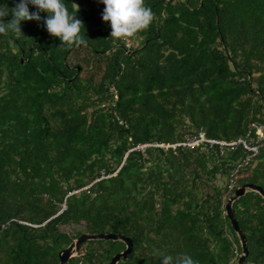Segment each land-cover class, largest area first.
Here are the masks:
<instances>
[{"label":"trees","instance_id":"obj_1","mask_svg":"<svg viewBox=\"0 0 264 264\" xmlns=\"http://www.w3.org/2000/svg\"><path fill=\"white\" fill-rule=\"evenodd\" d=\"M20 2L0 0L5 24ZM63 2L76 4L87 46L61 47L46 12L0 34V264H58L100 232L132 239L117 264H235L225 204L241 184L264 188V146L238 167L241 144L183 143L264 126V0H145L154 20L131 47L110 36L101 0ZM233 207L244 264H264V198L249 190ZM125 247L86 240L66 264H109Z\"/></svg>","mask_w":264,"mask_h":264},{"label":"clouds","instance_id":"obj_2","mask_svg":"<svg viewBox=\"0 0 264 264\" xmlns=\"http://www.w3.org/2000/svg\"><path fill=\"white\" fill-rule=\"evenodd\" d=\"M105 5L102 19L110 22V36L115 39H125L147 30L154 20L151 7L146 6L145 0H101ZM36 7V12H30L28 5ZM76 4L73 11L69 12L63 0H21L11 9L12 19L6 24L0 19V34L11 31L19 33L22 21H40L41 12L48 13L44 24L48 33L58 37L62 41L61 47L72 48L87 46V40L82 35L83 22L75 14ZM9 12L0 8V18L7 17ZM171 256H164L162 264H172ZM175 264H198L190 255L183 254L176 258Z\"/></svg>","mask_w":264,"mask_h":264},{"label":"water","instance_id":"obj_3","mask_svg":"<svg viewBox=\"0 0 264 264\" xmlns=\"http://www.w3.org/2000/svg\"><path fill=\"white\" fill-rule=\"evenodd\" d=\"M78 69H80L78 67ZM253 190L258 192L264 198V188L261 185L255 183H244L239 185L235 192L229 196L226 201L225 208L226 214L236 231L241 247L242 253L240 254L237 262L235 264H244L247 255L249 254V244L247 241V237L245 232L239 225V221L235 215L233 203L239 197L243 196L247 191ZM95 239H113V240H121L125 243L126 247L122 251L117 252L110 260L109 264H117L121 258L127 257V255L133 250V242L130 237H127L120 233H83L76 239H74L69 246L64 248L59 253V263L58 264H66L68 260L75 255L78 251L80 245L86 240H95Z\"/></svg>","mask_w":264,"mask_h":264},{"label":"built area","instance_id":"obj_4","mask_svg":"<svg viewBox=\"0 0 264 264\" xmlns=\"http://www.w3.org/2000/svg\"><path fill=\"white\" fill-rule=\"evenodd\" d=\"M125 43L127 47L132 46V40L130 38H125ZM255 134L256 138L251 137L250 135L239 138L237 140L227 141L224 139H215V138H209L206 136V134L203 131H200L197 135H194L193 137H190L187 139L186 142H184V145H196L198 143L206 142L210 146L213 145H219L221 153L224 151L225 147L229 146L231 148H235L238 144L243 145L245 149H247L248 154L243 159V161L239 164L238 167L242 165H248L250 161L258 154L259 149L264 146V126L263 125H257L255 126ZM253 142V143H252ZM252 143V144H251ZM163 146H166L165 144H161ZM146 145H139L137 148L142 149L145 151ZM236 169L235 171H237ZM230 188L233 187V179H231V183L229 185Z\"/></svg>","mask_w":264,"mask_h":264},{"label":"rangeland","instance_id":"obj_5","mask_svg":"<svg viewBox=\"0 0 264 264\" xmlns=\"http://www.w3.org/2000/svg\"><path fill=\"white\" fill-rule=\"evenodd\" d=\"M87 73H88V69L83 71V75H87ZM95 77L98 78L97 74L95 75ZM77 254H78V251L75 253V255Z\"/></svg>","mask_w":264,"mask_h":264}]
</instances>
